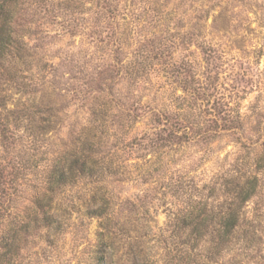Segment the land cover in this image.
Instances as JSON below:
<instances>
[{
    "label": "rangeland",
    "instance_id": "1",
    "mask_svg": "<svg viewBox=\"0 0 264 264\" xmlns=\"http://www.w3.org/2000/svg\"><path fill=\"white\" fill-rule=\"evenodd\" d=\"M16 10L25 63L0 97L15 116L34 104L51 125L32 138L18 121L0 146V162L36 165L15 189L17 211L31 210L52 155L88 143L100 175L61 190L50 208L59 228L22 236L11 264H212L185 251L193 235L180 219L227 206L244 182L256 192L217 264H264V0H19Z\"/></svg>",
    "mask_w": 264,
    "mask_h": 264
},
{
    "label": "trees",
    "instance_id": "2",
    "mask_svg": "<svg viewBox=\"0 0 264 264\" xmlns=\"http://www.w3.org/2000/svg\"><path fill=\"white\" fill-rule=\"evenodd\" d=\"M19 0H0V87L2 80H13L17 64L24 65V42L16 36L14 28L18 17L17 6ZM21 19V18H20ZM20 41V43H19ZM37 109L33 105L24 107L19 113L7 109L4 97H0V146L3 139H9L11 125L16 128L17 123L25 125L29 137L46 134L51 128L50 123L35 120ZM19 121V122H18ZM42 124V125H41ZM81 152L51 156L44 166L36 192L29 199V207L17 211V202L20 194L16 189L20 181H25L27 170L34 163L27 155H10L0 162V264H11L19 256L20 238L29 235L32 231L59 228L57 219L50 212L55 196L81 179H93L100 175V168L94 162L93 155H86L91 150L88 143H83ZM92 146V144H91ZM49 152H43V155ZM28 157H33L28 155ZM25 158V159H24ZM27 158V159H26ZM36 167V165H35ZM23 184V183H22ZM255 183L244 182L237 185L232 197V202L227 206L221 205L210 215L206 206L197 210L187 211L180 219L182 228L190 230L193 237H187L182 245L185 251L200 248V256L207 262L217 264L234 244L233 236L239 227V212L256 192ZM105 209L92 210L90 216L102 217ZM56 228V229H55ZM204 232H209L204 238ZM204 254V255H203Z\"/></svg>",
    "mask_w": 264,
    "mask_h": 264
}]
</instances>
